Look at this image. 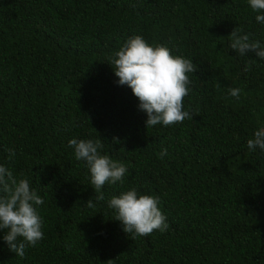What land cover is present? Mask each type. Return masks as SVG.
<instances>
[{
	"label": "trees",
	"instance_id": "16d2710c",
	"mask_svg": "<svg viewBox=\"0 0 264 264\" xmlns=\"http://www.w3.org/2000/svg\"><path fill=\"white\" fill-rule=\"evenodd\" d=\"M257 14L248 0H0V165L44 200L43 239L21 258L0 229V264H264V152L247 147L264 128V60L228 37L264 46ZM136 35L199 66L182 123L146 128L118 84L110 58ZM73 138L128 168L102 201ZM133 188L159 197L165 231H123L108 201Z\"/></svg>",
	"mask_w": 264,
	"mask_h": 264
},
{
	"label": "clouds",
	"instance_id": "9594fccd",
	"mask_svg": "<svg viewBox=\"0 0 264 264\" xmlns=\"http://www.w3.org/2000/svg\"><path fill=\"white\" fill-rule=\"evenodd\" d=\"M252 11L258 13L256 21L264 24V0H248ZM229 47L240 56L253 52L264 60V46L258 41H251L250 34L235 27L228 36ZM111 66L118 77L119 85L131 88L139 100V109L146 112V128L162 124L163 126L182 123L190 118V113L183 110L184 97L189 94L190 73L199 71V66L182 56H173L169 48L158 45L150 46L142 36L130 37L111 58ZM247 70V69H245ZM239 88L228 90L232 97L239 98ZM74 150L77 161H84L89 170L91 184L98 195L97 201L104 200L101 191L105 183L123 182L128 168L120 162L102 154L104 145L101 139L75 138L68 141ZM251 151L259 148L264 152V128L256 130L247 140ZM8 159L15 156V150L8 149ZM167 149L160 153L163 158ZM44 200L30 187L28 179H17L6 166L0 165V229H5L3 240L16 256L24 257L28 247H34L43 239L42 219L37 206ZM159 197L138 194L135 188L113 196L108 207L115 211V220L120 221L123 231L135 236H148L154 230L165 231L167 218L158 207ZM89 207H95L92 200Z\"/></svg>",
	"mask_w": 264,
	"mask_h": 264
}]
</instances>
